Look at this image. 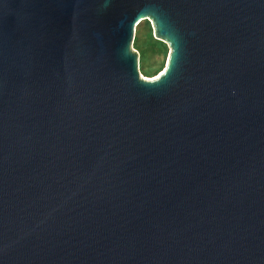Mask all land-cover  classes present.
<instances>
[{
    "label": "water",
    "instance_id": "obj_1",
    "mask_svg": "<svg viewBox=\"0 0 264 264\" xmlns=\"http://www.w3.org/2000/svg\"><path fill=\"white\" fill-rule=\"evenodd\" d=\"M0 264H264V0H0Z\"/></svg>",
    "mask_w": 264,
    "mask_h": 264
},
{
    "label": "rangeland",
    "instance_id": "obj_2",
    "mask_svg": "<svg viewBox=\"0 0 264 264\" xmlns=\"http://www.w3.org/2000/svg\"><path fill=\"white\" fill-rule=\"evenodd\" d=\"M132 50L138 54V72L143 80H153L164 70L169 56L168 46L153 37L151 23L140 22L134 30Z\"/></svg>",
    "mask_w": 264,
    "mask_h": 264
},
{
    "label": "bare ground",
    "instance_id": "obj_3",
    "mask_svg": "<svg viewBox=\"0 0 264 264\" xmlns=\"http://www.w3.org/2000/svg\"><path fill=\"white\" fill-rule=\"evenodd\" d=\"M163 71H164V70H163ZM163 71H161L159 75H161V74L163 73ZM154 79H156V78H154ZM149 81H151V80H149Z\"/></svg>",
    "mask_w": 264,
    "mask_h": 264
}]
</instances>
